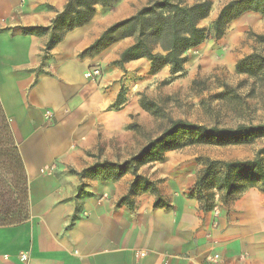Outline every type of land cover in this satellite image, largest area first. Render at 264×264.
<instances>
[{
  "label": "crops",
  "instance_id": "obj_1",
  "mask_svg": "<svg viewBox=\"0 0 264 264\" xmlns=\"http://www.w3.org/2000/svg\"><path fill=\"white\" fill-rule=\"evenodd\" d=\"M68 1L0 0V105L24 161L30 205L28 220L0 226V264H264V191L257 187L231 206L203 211L188 191L191 168L169 160L139 170L169 206L149 190L119 202L130 172L118 180L79 176L96 161L131 156H118L117 146L126 145L139 108L132 89L172 74L169 65L151 73L147 57L122 60L135 34L83 54L152 0L97 5L90 21L50 49V31L22 32L51 25ZM94 66L102 70L97 82L86 76Z\"/></svg>",
  "mask_w": 264,
  "mask_h": 264
},
{
  "label": "trees",
  "instance_id": "obj_2",
  "mask_svg": "<svg viewBox=\"0 0 264 264\" xmlns=\"http://www.w3.org/2000/svg\"><path fill=\"white\" fill-rule=\"evenodd\" d=\"M116 1L118 0H69L51 25L25 27L22 32L41 34L50 31L47 45L50 49L69 30L90 21L97 5L111 6ZM210 9L211 2L208 0L198 1L192 5H183L180 0H152L136 15L111 26L86 48L83 54L93 55L117 38L135 34L136 43L124 51L122 60L147 57L151 61V73H157L165 65H169L172 77L182 76L187 62V52L190 49L202 44L209 38L211 32L216 36H222L231 22L247 12L264 15V0H231L221 9L211 29L200 27L198 21L207 17ZM158 48L161 51L155 52ZM187 134L194 135L198 141L205 143L246 144L264 136V124L227 128L173 119L160 137L149 141L138 153L123 161H96L79 172V176L118 180L130 172L134 175V179L128 194L119 202L128 201L131 195L137 194L140 190H149L156 196V204L169 206L160 195L156 183L141 175L139 170L141 166L150 162L162 161L166 152L178 148L175 139L171 137ZM263 157L264 148L251 159L213 162L224 168L219 185L226 193L220 200L222 204L228 206V197L234 196L240 190L256 187L255 183L258 180L264 183ZM210 173L211 167L208 164L201 171L192 191L193 193L196 191L195 197L203 211L213 210L216 206L212 198L204 194ZM0 175L4 184L3 193H0V226L25 222L30 216L28 176L9 120L1 105ZM261 190L264 191V188Z\"/></svg>",
  "mask_w": 264,
  "mask_h": 264
},
{
  "label": "rangeland",
  "instance_id": "obj_3",
  "mask_svg": "<svg viewBox=\"0 0 264 264\" xmlns=\"http://www.w3.org/2000/svg\"><path fill=\"white\" fill-rule=\"evenodd\" d=\"M180 1L192 5L202 0ZM208 1L209 15L199 20L198 25L211 29L221 9L231 0ZM184 68L182 76H150L143 87L132 89L131 96L138 98L139 108L132 115L131 135L124 138L126 145L117 146L118 156L125 158L138 153L149 141L160 137L173 119L227 128L264 124L263 14H243L220 37L211 32L208 39L187 52ZM171 139H175L178 148L166 152L162 161L150 164L168 160L183 164L191 168L195 182L210 164L211 176L204 194L212 198L214 209L226 206L220 201L226 193L219 186L224 168L213 162L251 159L264 148V136L246 144L205 143L191 134ZM194 184L188 191H193ZM255 185L264 188L260 180ZM249 189L228 197L227 204L231 206ZM3 190L0 177V193Z\"/></svg>",
  "mask_w": 264,
  "mask_h": 264
},
{
  "label": "built area",
  "instance_id": "obj_4",
  "mask_svg": "<svg viewBox=\"0 0 264 264\" xmlns=\"http://www.w3.org/2000/svg\"><path fill=\"white\" fill-rule=\"evenodd\" d=\"M102 75V70L100 67H91L90 69H88V71L86 72V76L93 82H97L99 77ZM52 116V113L47 111L46 112V117L49 119ZM141 255H144L143 252L141 253ZM217 257V256H216ZM206 264H213L211 259H208Z\"/></svg>",
  "mask_w": 264,
  "mask_h": 264
}]
</instances>
